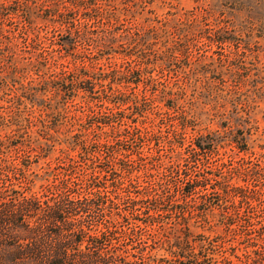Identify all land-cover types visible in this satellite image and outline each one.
<instances>
[{
    "label": "trees",
    "instance_id": "16d2710c",
    "mask_svg": "<svg viewBox=\"0 0 264 264\" xmlns=\"http://www.w3.org/2000/svg\"><path fill=\"white\" fill-rule=\"evenodd\" d=\"M52 1H55L52 14L57 15L53 26L66 34L59 44L62 51L56 57L41 53V59L29 60L27 66L38 68L44 78L54 65L59 70L53 78H46L38 90L30 85L25 87L29 89L27 101L30 109L41 108L57 124L65 126L68 120H81L78 125L82 130L51 133L44 139L38 136L41 144L39 150L34 148L37 155L45 159L59 147L62 166L55 183L43 188L57 200L44 203L42 217L28 230L23 224V215L40 208L30 199V187L35 183L30 175L35 170L30 164L15 170L14 173L25 176L29 194L19 204H4L0 209V264H136L129 256L121 262L118 254L110 249L117 235L125 242L139 244L142 240L135 233L138 231L129 232L123 227L126 222L138 225V230L162 228L170 249L164 250L165 257L174 255L183 261L178 264H231L227 254L222 256L200 246L210 241L228 245L245 241L246 249L230 257L243 256V264H264V153H259L258 158L251 154L237 156L247 151L249 132L240 129V125L234 132H224L229 137L226 141L235 147L226 151L220 134L191 132L185 114H156L161 119L166 117V132L143 126L147 112L179 110L186 96L185 84L175 86L155 73L165 77L172 72L176 58L188 60V44H181L182 49L180 45H169L164 33L158 34L153 26L127 36L114 32V26L119 23L117 14L106 16L100 12L95 19L83 22L67 18L65 1ZM68 1L73 12L98 9L94 4L87 8L79 0ZM25 9L30 12L32 8L18 4L14 13ZM94 20L101 29L97 38L93 30L83 29L87 22ZM205 33L203 38L208 43L230 44L229 39H215V33ZM124 38L129 45V51L123 53L128 62L126 68L119 70H103L94 56H83L75 50L78 43L90 39L104 55L112 56L119 46L118 40ZM155 40L165 46L156 45ZM205 60H209L208 66L215 64L208 55L199 56L194 63ZM68 62L72 68L65 67ZM207 65L198 66L201 73L208 69ZM133 74L136 78L131 82L128 79ZM132 85L137 87L135 94L127 91ZM81 98L87 111L121 110L132 114H65L70 104H78L75 101ZM53 99H58L55 105ZM38 103L40 107L36 108ZM166 152H169L168 161L164 158ZM151 158L156 163L149 168L146 160ZM36 164L34 168L38 169L39 163ZM139 180L141 190L130 191L132 183ZM43 181L48 180L43 178ZM109 193L119 206L108 207L104 200H110ZM127 194L133 196L127 200ZM70 195L85 199L70 202L66 199ZM228 208L255 209L258 214L241 223L247 226L242 231H234L240 223L236 220L215 219L214 223L210 220L209 227L202 230L192 219L194 214L204 216ZM143 214L146 220L140 219ZM216 223L231 228V233L225 234ZM116 225L118 234L114 230ZM22 229L31 236L26 241L17 235ZM191 242L197 246L196 250L188 246ZM83 244L91 252L81 250ZM127 246L120 253L124 250L130 254ZM102 247L108 249L104 251ZM143 248H137L139 253Z\"/></svg>",
    "mask_w": 264,
    "mask_h": 264
},
{
    "label": "rangeland",
    "instance_id": "374dc122",
    "mask_svg": "<svg viewBox=\"0 0 264 264\" xmlns=\"http://www.w3.org/2000/svg\"><path fill=\"white\" fill-rule=\"evenodd\" d=\"M64 1L65 6L68 7L65 12L67 18L74 17L83 22L87 19H95L100 12L106 16L117 14L119 23L114 26V32L127 36L153 26V30L158 31V34L164 33L169 45H180L182 49L181 44H188V60L176 58L172 62L175 64L171 66L172 72L166 74L165 77L155 73L159 78L167 80L175 86L185 84L186 96L182 104L179 105V110L147 112L143 126L153 129L155 132L159 130L166 132V117L161 119L162 116L156 114H185L189 119L188 127L191 132H196L199 135L218 133L225 144L223 145L225 150L229 151L235 147L226 141L229 137L224 132H234L240 125V129L249 132L250 138L247 142V151L243 153L244 155L237 154V156L251 154L252 157L258 158L259 153H264V0H79L87 8L94 4L98 9L77 12L71 11L72 3L68 0ZM18 4L32 9L30 12L25 9L20 13H14ZM39 4L41 7L38 8ZM54 4L55 1L52 0H0V209L4 204L14 206L19 204L22 199L27 198L26 194L29 193L25 176L20 172L17 174L14 172L28 164L35 167L38 162L39 168L33 167L35 171L30 175L31 179L35 181L30 187L32 189L30 199L40 208L35 213L23 215V224L27 230L31 225L37 224L39 217H42L40 211H44V203L57 200L54 194L43 191V188L47 184L55 183L58 179L59 168L62 166L61 154H58L59 147L45 159H41L40 155H37L34 148L39 150L38 146L41 144L37 140L38 136L44 139L51 133L82 130V127L78 125L81 124V120H68L65 126L57 124L49 115H44L42 109L39 108V103L36 105V108L39 109L33 108L32 110L27 101V97L29 98L27 90L29 89L25 87L30 85L34 90H38L39 85L46 78H53L59 70V67L54 65L44 78L42 71H39L38 68L27 66L29 60L35 62L36 58L41 59V53L47 54L48 57H56L62 51L59 44H62V37H65L66 34L64 30L53 26L57 20V15L52 14ZM83 29L93 30L96 38L101 34V29L95 20L87 22ZM205 32L215 33V39H229L230 44L208 43L203 38ZM118 42H120L119 46L114 49L115 52L113 51L112 56L104 55L102 50H98L95 45L91 44L90 39L78 43L75 50L83 56H94L99 60V67L103 70H119L120 67L126 68L127 66L128 60L123 53L129 51V45L126 38L120 39ZM154 42L156 45L165 46L164 43L160 44L159 40ZM221 54L227 55V57L221 59ZM201 55L213 57L215 64L208 66L209 62L206 61L209 60L201 61L200 64L194 63ZM69 61L71 60L69 59ZM202 63L207 65L208 69H203L201 73L202 69L199 70L198 66L205 67V65H201ZM65 67L72 68L73 65L68 62ZM135 78L136 75L133 74L128 80L134 82ZM132 86L127 91L135 94L137 87ZM34 100L37 101V99ZM56 100L58 101V99L52 101L54 105ZM83 101L81 98L75 101L78 104H70L65 114H83L82 116L85 114H132L130 111L121 110L113 112L103 109L87 111L84 109ZM150 105L155 106L152 103ZM168 153H164V158ZM167 159L168 157L165 161H168ZM146 162L149 164V168H151V164L155 165L156 163L154 158L148 159ZM43 178L48 181L44 182ZM141 186L140 180L134 181L130 191L137 190L139 192ZM109 195L110 193L108 194L110 200H104L108 207L119 206V202L113 199V195ZM130 196L133 195H128L127 200L131 198ZM68 197L66 199L74 203L85 199L73 195ZM256 214L258 213L255 209L233 210L228 208L223 211L214 210L204 216L194 214L192 219L196 226L203 228L202 230L209 227L208 221L210 220L212 222L215 219L236 220L240 223L234 231H242L247 226L241 223L256 217ZM140 219L146 220V216L143 214ZM126 223L127 225L123 224V227L129 232L138 231L135 233L139 234L142 240L139 241V245L130 240L122 241L120 235H117V240L112 242L110 249L118 254V260L120 259L122 262L129 256L136 264H178L183 262L174 258V255L165 257L164 250L170 249L162 228L138 230V225L133 222ZM216 225L225 234L231 233V228H223L220 223H216ZM220 228H218L219 231ZM115 229L118 234V225L114 226ZM27 230H18L17 235L26 241L31 237ZM124 245H128L127 251L130 249V254L125 253L124 250L123 253H120ZM140 246L144 248L143 252L139 253L137 248ZM188 246L197 249L193 242ZM200 246L214 250L222 256L224 253L227 254L231 264L244 263L243 256L237 255L233 259L230 254L244 251L246 249L245 241L234 245L210 241L200 244ZM102 249L106 251L108 248L102 247ZM81 250H84L85 253L91 252V248L85 244L81 246ZM158 257L161 258L160 261L153 262ZM222 264L224 263L222 262Z\"/></svg>",
    "mask_w": 264,
    "mask_h": 264
}]
</instances>
